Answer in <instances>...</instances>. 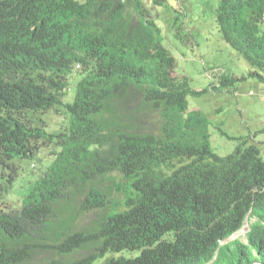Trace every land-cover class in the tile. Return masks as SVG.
Instances as JSON below:
<instances>
[{
	"label": "trees",
	"instance_id": "obj_1",
	"mask_svg": "<svg viewBox=\"0 0 264 264\" xmlns=\"http://www.w3.org/2000/svg\"><path fill=\"white\" fill-rule=\"evenodd\" d=\"M142 1L0 0V194L25 164L43 167L20 207L0 204V264H36L51 242L85 252L69 264H264L260 149L213 152L187 101L204 89L178 72ZM149 2L172 10L168 32L186 44L177 4ZM215 28L245 75L215 71L209 85L264 84V0H218ZM52 113L64 123L47 133ZM251 218L245 243L221 245Z\"/></svg>",
	"mask_w": 264,
	"mask_h": 264
},
{
	"label": "rangeland",
	"instance_id": "obj_2",
	"mask_svg": "<svg viewBox=\"0 0 264 264\" xmlns=\"http://www.w3.org/2000/svg\"><path fill=\"white\" fill-rule=\"evenodd\" d=\"M149 1L143 0V6L151 12L152 17L158 19L167 46L178 57V72L190 79L193 89H204L203 94L198 97L188 96L187 101L189 108L200 110L205 125L200 128V131L208 136V144L210 143L213 152L224 157L231 153L238 144L246 142V144H254L260 149L261 158L264 161V102L260 101V97L264 96V84L256 79L248 78L227 89L218 88V84H215L214 87L209 85L211 80H217L213 76L215 71H219L221 74L228 71L232 77L245 75L243 65L225 48L217 36L215 10L218 0H169L172 6L176 3L183 12V33L189 36L187 37L188 42L183 46L176 42L168 32L167 25H169V19L173 14L172 10L166 12L159 10L158 7L155 9ZM128 11L133 14L131 9ZM58 116L60 117V115L52 113L44 117L48 123L47 133L55 132L57 128L53 126L58 127L64 123L60 118L58 119ZM49 127L51 129H48ZM49 149H42L38 157L49 161L45 158L50 154ZM30 167L28 169L25 164V169L20 170L13 185L9 183L11 187L9 193L5 196L0 194V204L3 203L8 208L21 206L17 195H21L25 189L24 181L35 182L38 178L37 171H43V167L38 162L34 163V167L31 165ZM20 178L22 179L20 180ZM112 178L116 182L119 181L117 176ZM107 185V182H103L100 189H105ZM93 218V211L88 210L80 213L78 220L73 225V230L81 231ZM255 220L256 218L247 219L242 229L222 242L221 245L235 240L245 243L249 223ZM84 254L85 252L80 250L69 255H61L56 251V245L51 242L38 250L36 264H69L83 257ZM138 254L139 252H123L115 257L133 258ZM104 261V259H98L93 264H103Z\"/></svg>",
	"mask_w": 264,
	"mask_h": 264
},
{
	"label": "built area",
	"instance_id": "obj_3",
	"mask_svg": "<svg viewBox=\"0 0 264 264\" xmlns=\"http://www.w3.org/2000/svg\"><path fill=\"white\" fill-rule=\"evenodd\" d=\"M263 98H264V96H261V100H262V101H264V99H263Z\"/></svg>",
	"mask_w": 264,
	"mask_h": 264
}]
</instances>
